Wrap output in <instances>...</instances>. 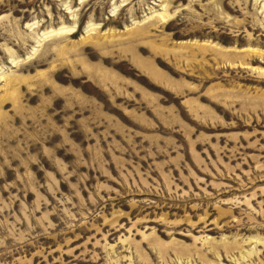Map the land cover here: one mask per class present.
<instances>
[{
  "label": "rangeland",
  "instance_id": "obj_1",
  "mask_svg": "<svg viewBox=\"0 0 264 264\" xmlns=\"http://www.w3.org/2000/svg\"><path fill=\"white\" fill-rule=\"evenodd\" d=\"M0 264H264V0H0Z\"/></svg>",
  "mask_w": 264,
  "mask_h": 264
}]
</instances>
